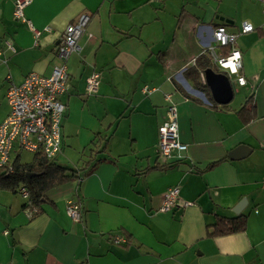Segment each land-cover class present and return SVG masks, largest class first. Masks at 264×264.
Instances as JSON below:
<instances>
[{
    "label": "crops",
    "instance_id": "1",
    "mask_svg": "<svg viewBox=\"0 0 264 264\" xmlns=\"http://www.w3.org/2000/svg\"><path fill=\"white\" fill-rule=\"evenodd\" d=\"M15 1L0 0V102L29 73L50 76L66 27L82 14L90 19L84 52L66 60L61 150L52 160L73 178L49 188L32 219L27 198L0 190V264H264L262 0H29L24 16L37 38L13 18ZM245 22L254 31L239 35L236 49L246 84L228 78L237 96L212 106L203 72L215 65L213 31L237 33ZM201 55L211 68L196 66ZM94 72L98 89L88 95ZM166 95L185 150L162 159ZM20 155L11 152L12 163L28 164ZM172 187L177 204L163 212ZM70 199L81 205L80 222L66 214ZM239 215L243 232L207 235L216 218Z\"/></svg>",
    "mask_w": 264,
    "mask_h": 264
},
{
    "label": "built area",
    "instance_id": "2",
    "mask_svg": "<svg viewBox=\"0 0 264 264\" xmlns=\"http://www.w3.org/2000/svg\"><path fill=\"white\" fill-rule=\"evenodd\" d=\"M28 4L29 0H16L13 18L27 24L37 38L40 32L35 30L24 16V9ZM261 14L264 16V0H262ZM89 19L88 15L82 14L66 27L55 49V54L61 62L53 68L50 76L45 77L32 72L24 78L20 85L11 84L9 86L5 94L9 112L0 123V169L5 172H12L13 163L10 156L13 151L17 154L22 152L40 154L50 161L60 153L61 120L65 111L60 96L67 91L69 80L66 60L71 54L84 52L80 37ZM253 31L254 27L246 22L241 24L237 33L226 32L223 27H218L213 31L214 45L228 48L229 51L226 56L221 57L214 52L215 46H211L209 50L211 59L226 77H234L238 86H244L246 80L241 75V54L236 49V39L239 35ZM98 85L99 74L94 72L86 81V93L94 95ZM144 92L148 90L145 88ZM165 100L168 105L165 119L158 128L157 154L162 159H169L173 154L183 152L185 146L178 140L176 108L171 103L169 95L165 96ZM19 192L28 199L25 189H20ZM178 193L177 187L165 191L161 211L167 212L177 204ZM184 205L189 206L188 203ZM29 212L32 213V211ZM66 214L73 222L81 221V205L78 200L67 201ZM113 241L116 244L124 243L119 238H114Z\"/></svg>",
    "mask_w": 264,
    "mask_h": 264
},
{
    "label": "trees",
    "instance_id": "3",
    "mask_svg": "<svg viewBox=\"0 0 264 264\" xmlns=\"http://www.w3.org/2000/svg\"><path fill=\"white\" fill-rule=\"evenodd\" d=\"M226 55L227 53H224L219 56L224 57ZM205 58L206 57L204 55H201L196 61V66L200 67L201 70H203L205 66H207V68L210 67V62L205 60ZM199 88L201 91L206 93L204 86H199ZM206 96L212 103V106H215V103H213L209 93H206ZM248 102L249 101L246 103ZM244 107L239 111V113L244 112ZM219 162L220 161L210 164L209 168L214 167ZM67 171L68 170L66 168H63L38 154L33 157L31 163L20 164L18 161L13 163L11 173L0 169V190L16 193L20 189H25L28 193V203L23 208H29L30 211H32V219L38 214V207L44 200L45 192L54 185L63 183L73 178V175L66 174ZM29 173H35L37 175L28 179L26 176ZM245 225L246 216L244 215H239L231 219L218 217L216 218L214 225L211 226L212 231L208 232L207 235L209 237H221L240 233L245 230Z\"/></svg>",
    "mask_w": 264,
    "mask_h": 264
},
{
    "label": "water",
    "instance_id": "4",
    "mask_svg": "<svg viewBox=\"0 0 264 264\" xmlns=\"http://www.w3.org/2000/svg\"><path fill=\"white\" fill-rule=\"evenodd\" d=\"M205 84L209 87L212 100L217 104H226L228 103L233 96V88L228 77L221 73H215L211 69H206L203 72ZM37 175L35 173L27 174V178ZM241 204L237 206L233 212L238 214L241 210ZM192 264H196L194 261Z\"/></svg>",
    "mask_w": 264,
    "mask_h": 264
},
{
    "label": "rangeland",
    "instance_id": "5",
    "mask_svg": "<svg viewBox=\"0 0 264 264\" xmlns=\"http://www.w3.org/2000/svg\"><path fill=\"white\" fill-rule=\"evenodd\" d=\"M213 67H212V69H213V71H215V72H219V69H218V67L217 66H215V65H212ZM234 94V96H237V94L236 93H233ZM6 103H5V101H1L0 102V109L3 107V106H6L5 105ZM21 155H20V161L22 162V163H30L31 162V160H32V157H33V155L31 154V153H28V152H22V153H20ZM13 153H12V159H13Z\"/></svg>",
    "mask_w": 264,
    "mask_h": 264
},
{
    "label": "clouds",
    "instance_id": "6",
    "mask_svg": "<svg viewBox=\"0 0 264 264\" xmlns=\"http://www.w3.org/2000/svg\"><path fill=\"white\" fill-rule=\"evenodd\" d=\"M241 83H243V81H241Z\"/></svg>",
    "mask_w": 264,
    "mask_h": 264
}]
</instances>
